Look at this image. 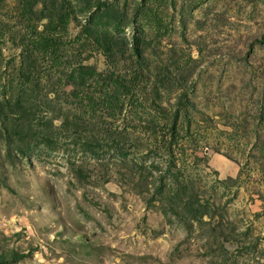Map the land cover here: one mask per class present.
Masks as SVG:
<instances>
[{
  "label": "rangeland",
  "instance_id": "obj_1",
  "mask_svg": "<svg viewBox=\"0 0 264 264\" xmlns=\"http://www.w3.org/2000/svg\"><path fill=\"white\" fill-rule=\"evenodd\" d=\"M0 96L7 264H264V0H0Z\"/></svg>",
  "mask_w": 264,
  "mask_h": 264
},
{
  "label": "trees",
  "instance_id": "obj_2",
  "mask_svg": "<svg viewBox=\"0 0 264 264\" xmlns=\"http://www.w3.org/2000/svg\"><path fill=\"white\" fill-rule=\"evenodd\" d=\"M42 2V0H40ZM104 31L97 29H89L86 31V35L97 45L100 49L105 52L106 56H112L113 43L104 35ZM43 42L47 45L52 42L51 37H43ZM32 61L30 65H32ZM81 78L76 75L73 81L78 84ZM30 105H27L19 98L0 96V132L10 134L18 132L22 127L28 128L31 124L25 116V112L30 113ZM7 122V123H5ZM8 125V126H7ZM0 264H7V260L4 254L0 253Z\"/></svg>",
  "mask_w": 264,
  "mask_h": 264
}]
</instances>
